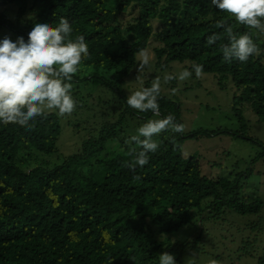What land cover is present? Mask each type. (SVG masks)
I'll return each instance as SVG.
<instances>
[{
  "label": "trees",
  "instance_id": "obj_1",
  "mask_svg": "<svg viewBox=\"0 0 264 264\" xmlns=\"http://www.w3.org/2000/svg\"><path fill=\"white\" fill-rule=\"evenodd\" d=\"M8 6L17 11L13 21L0 11V28L7 34L27 41L36 23L55 26L64 17L73 27L72 38H85L89 57L71 81L79 120L49 112L46 119L37 118L31 131L0 124V264H159L163 252L179 264L183 252L197 249L187 236L172 248L169 235L192 228L200 217H218L220 209L258 213L260 198L244 189L248 170L208 178L198 160L181 151L184 139L214 132L165 131L156 137L159 149L149 163L131 171L128 153L139 146L130 143L129 129L155 114L131 109L119 85L151 40L156 68L188 62L193 73L192 65L201 64L204 74L240 92L232 98V112L242 133L240 103L264 121V52L246 63L225 62L220 47L227 38L218 24L250 35L261 49L264 33L238 24L210 0H0V9ZM128 10L137 13L123 26ZM28 12L31 20L18 25ZM213 34L221 38L208 45ZM97 88H108V100ZM158 103L155 116L171 114L180 124L177 103L161 94ZM62 120L83 138L79 152L63 157L56 146ZM222 132L261 146L264 155L256 140ZM111 142L121 150L113 152ZM249 240L232 241L234 250L244 251Z\"/></svg>",
  "mask_w": 264,
  "mask_h": 264
},
{
  "label": "rangeland",
  "instance_id": "obj_2",
  "mask_svg": "<svg viewBox=\"0 0 264 264\" xmlns=\"http://www.w3.org/2000/svg\"><path fill=\"white\" fill-rule=\"evenodd\" d=\"M0 11L13 21L17 9L8 6L2 7ZM136 13L128 10L123 16L122 25L125 26L129 20L135 18ZM31 18L29 12L22 14L19 17L18 25L23 24L24 26ZM152 25L156 30V22L153 21ZM6 36L12 41L16 40L15 37L0 28V40ZM155 45L153 41H148L145 50L148 52L149 63L141 74L142 79L135 80L136 68L141 60V57L136 55L135 65L119 85V90L127 98L129 94L141 90L145 83L151 85L155 78H159L160 94L179 105L180 124L184 125L182 134H190L194 131L214 132L209 137L199 135L195 138L184 139L181 151L186 155H193L199 162L201 174L208 178L223 177L231 171L248 170L250 174L245 183V192L256 193L262 202L257 214L240 215L232 210L220 209L218 217L213 216V218L207 219L200 217L195 224H190L192 228L186 226L180 229L177 234L169 235L172 248H177V244L173 242L179 243L187 236L186 241H190L188 244L197 249V251L183 252L179 264H264V155L260 156L263 149L259 145L249 143L242 138H233L222 132L241 133L240 124L232 112V98L234 95H239L240 92H236L231 83H217V79L210 74L203 73L197 78L193 72L190 78L184 81L179 80L181 71H189L191 64L188 62H171L164 70L156 68L153 54ZM169 74L177 78L166 83L164 78ZM100 89L104 90L103 93L101 91L102 97L108 100V92H110L108 88H97V90ZM97 90H94V96L97 94ZM73 98L75 97L73 96ZM238 108L245 121V128L241 134L264 146V121H260L249 107H244L243 103H240ZM81 117L82 113L76 112V110L71 115H67L68 120L72 122ZM154 119L159 118L155 115H148L140 125L129 129V134L136 135L140 126L148 120ZM61 123L63 125H60V133L56 142L59 155L63 157L79 152L83 139L82 134L73 135L65 121L62 120ZM86 132H90V129ZM108 146L113 152L121 150L116 142H111ZM191 215L196 219V210H192ZM197 233H199L198 238L193 239ZM155 236L157 240L163 241L161 235L155 234ZM244 239H251V243L243 248L244 251L237 253L232 241Z\"/></svg>",
  "mask_w": 264,
  "mask_h": 264
},
{
  "label": "clouds",
  "instance_id": "obj_3",
  "mask_svg": "<svg viewBox=\"0 0 264 264\" xmlns=\"http://www.w3.org/2000/svg\"><path fill=\"white\" fill-rule=\"evenodd\" d=\"M210 4L238 24L264 33V0H210ZM218 27L227 38V43L220 47L225 62L246 63L250 57L264 52L250 35L239 34L230 25L218 24ZM72 33L69 20L61 17L55 26L36 23L27 41L23 36L15 41L7 36L0 40V124L17 125L31 131L37 118L46 119L49 112L64 117L76 110L78 104L72 95L71 81L82 61L89 57V49L82 35L73 39ZM220 38L213 34L208 37L207 44L212 45ZM137 55L141 60L135 80H141L149 56L145 49H140ZM192 69L197 78L203 74L201 64H193ZM191 76V71L183 70L178 79L184 81ZM176 78L169 74L164 79L167 83ZM160 93V79L155 78L150 87L129 94L126 104L133 110L159 115ZM165 131L183 133L184 125L177 123L170 114L162 119L148 120L137 129V134L130 138V143L139 146L130 148L128 153L132 157L128 164L131 171L149 163L151 154L159 149L155 137ZM158 262L176 264L175 257L168 252L161 253Z\"/></svg>",
  "mask_w": 264,
  "mask_h": 264
}]
</instances>
